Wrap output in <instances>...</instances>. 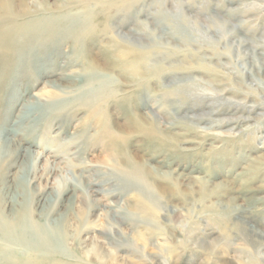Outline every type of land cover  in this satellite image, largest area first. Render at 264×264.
<instances>
[{"label": "rangeland", "instance_id": "1", "mask_svg": "<svg viewBox=\"0 0 264 264\" xmlns=\"http://www.w3.org/2000/svg\"><path fill=\"white\" fill-rule=\"evenodd\" d=\"M11 2L0 190L67 226L0 264H264V0Z\"/></svg>", "mask_w": 264, "mask_h": 264}, {"label": "bare ground", "instance_id": "2", "mask_svg": "<svg viewBox=\"0 0 264 264\" xmlns=\"http://www.w3.org/2000/svg\"><path fill=\"white\" fill-rule=\"evenodd\" d=\"M11 3H12L11 0H2L0 2V5L4 6V14H6L5 16H7V14L9 16H13ZM12 38L13 37L7 40L9 45H11L12 43L14 44L13 42L14 40H12ZM99 72H101V68L98 69V71H96L95 73L96 76L100 75ZM29 114H31L30 111L28 112V115ZM22 116H27V115L23 114ZM5 134H7L6 130L4 132L2 131L0 132V135L2 136V137L0 136L1 137L0 166L2 164V161L6 157H8V153H9L7 146L8 138H4L6 137L4 136ZM26 155L30 157V153H28V151H26ZM162 164H164L166 167L167 162H163ZM22 180H23L22 192H24L27 176L24 175L22 177ZM237 199H239V197H237ZM12 201H13L12 199L8 201V195L3 194V192L0 190V244H2L5 247H8V252L5 251V253L9 257H12L13 256L12 254L14 253L13 251L22 250L23 252L26 253V255L33 254V256L36 255L37 258L40 259L45 258L49 261L54 262L53 260H55L59 255H61L59 254L60 247L63 245L65 240L64 228L67 226V224H64L65 220L60 217L57 218L56 220L50 221L47 218V214L44 213L41 214L39 217H37V219H33L32 216L34 214L31 215V211L27 206V201L26 202L22 201L18 205ZM8 202H9V208L8 206L7 209L3 208V206L8 205ZM15 206H18V209H16ZM39 219L42 220L43 222H40ZM53 225L56 226V230L53 229Z\"/></svg>", "mask_w": 264, "mask_h": 264}]
</instances>
